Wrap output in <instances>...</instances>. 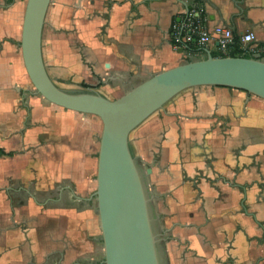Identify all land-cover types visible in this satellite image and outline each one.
Returning <instances> with one entry per match:
<instances>
[{"label": "crops", "instance_id": "0c3cea01", "mask_svg": "<svg viewBox=\"0 0 264 264\" xmlns=\"http://www.w3.org/2000/svg\"><path fill=\"white\" fill-rule=\"evenodd\" d=\"M14 4L0 0V264H102L92 196L101 121L16 99ZM192 9L208 29L253 33L247 53L264 55V0H52L42 33L47 72L73 70L118 98L188 55L204 56L196 43L173 48L172 27ZM132 133L167 264H264L262 99L188 89Z\"/></svg>", "mask_w": 264, "mask_h": 264}, {"label": "water", "instance_id": "95a60500", "mask_svg": "<svg viewBox=\"0 0 264 264\" xmlns=\"http://www.w3.org/2000/svg\"><path fill=\"white\" fill-rule=\"evenodd\" d=\"M52 0H26L19 48L36 94L60 108L99 118L95 173L96 209L103 264H167L146 176L147 165L131 146V134L185 90L215 86L244 91L264 101V61L211 55L149 75L118 98L93 87L67 89L49 76L42 33Z\"/></svg>", "mask_w": 264, "mask_h": 264}, {"label": "built area", "instance_id": "2783aa9c", "mask_svg": "<svg viewBox=\"0 0 264 264\" xmlns=\"http://www.w3.org/2000/svg\"><path fill=\"white\" fill-rule=\"evenodd\" d=\"M255 36L251 32H246L241 35L234 34L230 29L221 26H215L208 29L203 19L199 17V10L192 9L187 13L185 20L181 24H174L172 27V43L174 49H185L189 43L194 42L201 47L207 49L210 44H215V50L226 54L229 46L237 40L241 48L247 51L248 45L252 43ZM252 55V54H251ZM203 56H187L185 62L195 59H200Z\"/></svg>", "mask_w": 264, "mask_h": 264}, {"label": "rangeland", "instance_id": "374dc122", "mask_svg": "<svg viewBox=\"0 0 264 264\" xmlns=\"http://www.w3.org/2000/svg\"><path fill=\"white\" fill-rule=\"evenodd\" d=\"M26 0H14V8H13V24H14V32H13V46H14V71H15V85L19 88V93H16L15 97L16 99H22L24 101H42L44 104L47 101L43 99L40 95L34 93L35 90L30 83L27 74L25 72V69L22 64L21 55H20V48H19V40H20V31H21V23H22V17H23V11L25 6ZM43 52L45 53L46 59L49 60L51 58V54L53 53L51 50H45L43 49ZM60 74L58 76L54 77L53 79L55 83L63 88L67 89H77L82 86L83 78L77 77V75H74V72H72L69 69H59L58 70ZM53 72V71H52ZM87 85V84H86ZM110 98H113V94L109 91L106 93ZM32 99V100H31ZM29 108H31V102H27ZM35 103V102H34ZM29 114V113H28ZM133 133L131 134V146L134 150V153L138 155V152L136 150V146L134 142L132 141ZM97 141V140H96ZM98 142V141H97ZM147 184L150 190V184H149V178L146 176ZM151 192V191H150ZM96 203V198H95ZM103 246V245H102ZM102 258L104 259V256L102 254Z\"/></svg>", "mask_w": 264, "mask_h": 264}, {"label": "trees", "instance_id": "16d2710c", "mask_svg": "<svg viewBox=\"0 0 264 264\" xmlns=\"http://www.w3.org/2000/svg\"><path fill=\"white\" fill-rule=\"evenodd\" d=\"M199 17L202 18L201 13H199ZM187 48L193 50L196 48V45L194 42H191L188 44ZM211 55L214 57H217V56H242V57H248V58L252 57L250 54L246 53L241 48V46L237 40H234V42L229 46L226 54H223L217 50H213V51H211ZM262 58H264V55H261V57H259L257 59H262ZM82 87H89V85L82 84ZM0 153H1V151H0Z\"/></svg>", "mask_w": 264, "mask_h": 264}, {"label": "flooded vegetation", "instance_id": "af4514ba", "mask_svg": "<svg viewBox=\"0 0 264 264\" xmlns=\"http://www.w3.org/2000/svg\"><path fill=\"white\" fill-rule=\"evenodd\" d=\"M103 264V263H102Z\"/></svg>", "mask_w": 264, "mask_h": 264}]
</instances>
